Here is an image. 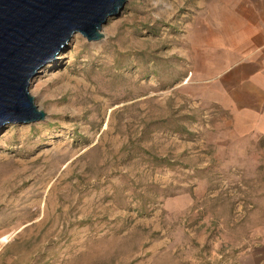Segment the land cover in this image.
Returning <instances> with one entry per match:
<instances>
[{"label":"rangeland","instance_id":"rangeland-1","mask_svg":"<svg viewBox=\"0 0 264 264\" xmlns=\"http://www.w3.org/2000/svg\"><path fill=\"white\" fill-rule=\"evenodd\" d=\"M251 4L126 0L73 37L30 86L42 128L0 135V264H236L263 240L264 137L220 77Z\"/></svg>","mask_w":264,"mask_h":264},{"label":"water","instance_id":"water-1","mask_svg":"<svg viewBox=\"0 0 264 264\" xmlns=\"http://www.w3.org/2000/svg\"><path fill=\"white\" fill-rule=\"evenodd\" d=\"M126 14V0H0V135L11 124L42 128L33 81L63 66L75 35L96 45L108 19Z\"/></svg>","mask_w":264,"mask_h":264},{"label":"crops","instance_id":"crops-1","mask_svg":"<svg viewBox=\"0 0 264 264\" xmlns=\"http://www.w3.org/2000/svg\"><path fill=\"white\" fill-rule=\"evenodd\" d=\"M250 9L246 21L237 16L235 33H229L235 35L228 40L234 48L228 51L220 77L228 92H234L227 105L234 106L236 117H243L252 132L264 137V0H252ZM236 264H264V238L244 251Z\"/></svg>","mask_w":264,"mask_h":264},{"label":"bare ground","instance_id":"bare-ground-1","mask_svg":"<svg viewBox=\"0 0 264 264\" xmlns=\"http://www.w3.org/2000/svg\"><path fill=\"white\" fill-rule=\"evenodd\" d=\"M35 99V98H34ZM3 241V240H2Z\"/></svg>","mask_w":264,"mask_h":264}]
</instances>
